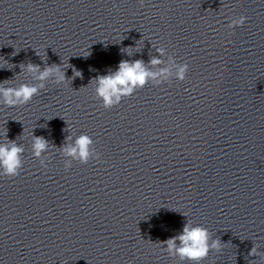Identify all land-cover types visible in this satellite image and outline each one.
Returning a JSON list of instances; mask_svg holds the SVG:
<instances>
[{
    "label": "clouds",
    "instance_id": "obj_1",
    "mask_svg": "<svg viewBox=\"0 0 264 264\" xmlns=\"http://www.w3.org/2000/svg\"><path fill=\"white\" fill-rule=\"evenodd\" d=\"M246 17L240 15L237 19L233 20L230 28L241 27L246 22ZM160 61L153 58L150 63L153 65L158 64ZM21 68H26L30 73H37L36 77L40 83L36 84H21L18 88L14 87H0V96H3V105L7 107H16L27 105L33 97L37 96L41 89L45 87L43 83L51 76H55L56 83L59 84L66 79L64 72L61 70L60 65H52L40 70L39 65L27 64L21 65ZM189 70V65L184 64L177 73L178 79L185 80V74ZM155 74L146 70L142 60L128 61L122 60L118 69L107 75L95 77L97 88L96 94L103 101L105 109H111L120 104L122 97H130L134 94L137 88H143L149 77H154ZM82 77V73L73 68V76ZM3 83V82H0ZM7 137V133H6ZM92 139L87 135H81L77 138L74 147H67L64 149L65 154L73 157H78L81 164H87L90 159H99V153L90 152L89 146ZM49 146V142L44 137L33 138V154L39 158L41 153L45 152ZM24 152L22 146L18 145L14 140H7L0 143V169L3 170L2 176L11 178L19 175L23 166L21 156ZM43 165V162H41ZM70 164L65 165V169L70 168ZM180 241V246L177 247L176 242ZM169 252L175 251L182 260L190 261L192 264H200L205 259L210 251L209 233L204 227H192L190 224H185L183 232L167 241ZM220 242L213 241L211 248L218 249Z\"/></svg>",
    "mask_w": 264,
    "mask_h": 264
}]
</instances>
